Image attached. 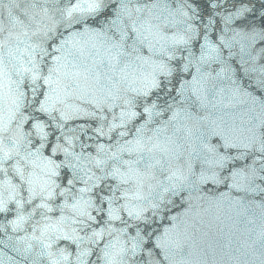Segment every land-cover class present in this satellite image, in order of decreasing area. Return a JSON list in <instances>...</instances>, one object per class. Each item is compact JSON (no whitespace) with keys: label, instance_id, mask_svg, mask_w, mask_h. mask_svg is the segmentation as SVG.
<instances>
[{"label":"clouds","instance_id":"9594fccd","mask_svg":"<svg viewBox=\"0 0 264 264\" xmlns=\"http://www.w3.org/2000/svg\"><path fill=\"white\" fill-rule=\"evenodd\" d=\"M177 2L178 6L169 10L162 0H157L151 5L135 8L133 14L123 0H44L45 4L51 5V9L44 7L39 12L40 19L35 21V28L30 30L19 22L11 25L0 22V212L6 211L9 201H15L18 207H23L24 201L18 199L22 195V184L30 193L28 203L40 198L36 208L51 212L53 209L48 201L55 199L56 190L59 189L60 195L65 196L62 203L67 209V214L61 215L58 221L41 225L39 234L34 229L27 240L25 253L32 249L34 240L38 242L37 247L43 245L44 251L40 255H46L45 264H159L154 258L153 249L146 247L153 229L145 233V225L153 224L154 220L162 222L166 213L169 218H174V210H179L180 205L190 199L198 205L204 202L215 204L217 202L213 197L216 194L227 193L228 189L223 187L226 182L229 188H242L246 182L262 175L264 135L260 129L264 127V104H258L237 85L230 88L227 101L224 100L223 89H220L217 93L219 99L212 105L207 100L206 88L209 80L216 77L204 69L206 65L210 68L212 63H221L223 54L224 66L218 75L220 79H232L229 55L224 53V49L232 48L231 55L234 56L236 49L233 46H238L239 52L246 57L240 65V84L243 78H247L264 90V63L261 62L264 59V43H261L264 41V26L233 27L235 20L243 19L252 11L253 6L244 3L232 9L228 6L229 0H210L212 16L220 17L222 25L216 41H212L209 33L213 29L209 23L200 20L199 9L193 0ZM261 2L264 3V0ZM117 10L122 17L121 24L127 18L132 31L138 37L143 35L144 39L149 40L150 47L160 45L154 55L132 56L129 52L127 55L130 59L121 64V57L126 54L122 44L124 37L121 42L107 43L105 38L108 36L109 25L104 22L102 15L106 11L112 13L108 17L111 20ZM260 14L264 15V9ZM161 15L165 23L171 18L173 25L180 26L167 39L158 30L159 24L152 23L153 20H159ZM97 18H100L99 22L93 23ZM206 19L215 23L211 17ZM203 29L207 31L201 36ZM54 37L57 38L56 42H53ZM197 39L201 40L202 48L197 57L190 59L187 52L182 55L176 51L177 48L189 49ZM87 47L104 50L112 65V76L107 77L112 81L110 89H95L89 85L85 73L69 68V54L83 52ZM177 61L180 63L177 64ZM189 64L200 74V79L193 77L188 91L197 95L207 110L198 119H189L182 108L173 109L168 120L178 133H182L179 144L173 136H169L167 141L155 139L150 145L142 142L144 132L149 130L148 126L159 119L164 111L160 106V90L167 87V91L172 92L174 78L178 72H187ZM68 79L75 80L81 85L80 88L69 89L66 86ZM182 83L183 79L176 82V95L181 94ZM233 84H236L235 80ZM102 91L104 95H101ZM154 93L160 98L153 96ZM73 97L75 99L70 102ZM149 98H152L150 102ZM133 99L137 101L135 104ZM76 100L84 101L92 107H84ZM238 103H247L249 108L242 114L232 116L229 122L226 120L228 113L224 110L235 109ZM105 107L109 112L118 108V112L108 121L105 131L97 127L95 132L108 136L119 129L123 137L129 135L132 126H135V132L140 134V138L129 140L128 143L133 146L127 148V151L140 152L147 148L149 152H162L168 161L165 166L164 160L157 157L146 172L132 168L127 172L115 169L114 174L119 183L128 185L129 181H134V188L131 191L127 188L121 190L116 199L123 200V204L109 203L107 209L97 204L95 197L87 195L93 190L91 186L80 187L79 192L83 195L69 202L66 197L68 189L61 187L55 179L60 175L59 165L41 152L50 132L46 130L47 124L36 115L43 113L52 121L53 126L63 130L64 123L78 117L95 118L97 113L93 108L103 113ZM141 112L145 120L136 124ZM54 113L63 123L57 121ZM249 113L254 114V119ZM105 118L101 114L100 119ZM30 120L31 128H26ZM205 134L209 139L221 136L225 152L219 151V145L205 142ZM33 136L41 141L35 148L32 147ZM153 139V136L148 137L149 141ZM64 140L67 146L60 143L57 137L53 153L59 149L70 154L79 135H65ZM229 148L242 151L228 155ZM98 149L106 151L103 144L98 145ZM122 150L123 146L110 152L106 159L96 158L95 165L101 166L107 160L117 157ZM198 150L210 154V171L197 175L192 161L188 160L187 166L175 163L177 153L185 155L187 160L192 152ZM246 156H251L246 165L249 168L247 174L241 168L237 179L235 167L225 173L235 159L243 161ZM157 166L163 175L155 170ZM10 172L19 178V183L13 181ZM72 183L69 180V184ZM206 186L207 191L204 190ZM104 199L108 200L109 197ZM101 211L104 212L103 224H99L97 219ZM27 220V216L21 215L10 221L13 231L22 230ZM97 224L99 227H94ZM85 228L89 229L86 234L82 231ZM3 230L0 226V231ZM61 240L67 243L57 249L56 245ZM69 245H75L76 251L73 252ZM242 255L243 259L238 258L233 264H264V245L259 248L248 245ZM16 264H23V261H17ZM30 264H39V259Z\"/></svg>","mask_w":264,"mask_h":264},{"label":"water","instance_id":"95a60500","mask_svg":"<svg viewBox=\"0 0 264 264\" xmlns=\"http://www.w3.org/2000/svg\"><path fill=\"white\" fill-rule=\"evenodd\" d=\"M26 128H29L28 124ZM31 139L34 140L33 148L39 145L34 136ZM41 152L45 155L42 149ZM9 175L12 176L14 182L19 183V178L13 173L10 172ZM55 179L58 181L57 177ZM20 191L22 195L18 199L24 201L23 207H18L15 201H9L6 211L0 212V226L4 229L0 231V264H16L17 261H23V264H30L31 261L37 258L39 259V264H45L46 255H40L44 251L42 244H39V247H37L38 242L33 240L32 249L28 253H25L24 249L34 229L39 234V227L41 225L54 223L60 219L61 215L67 214V209L63 207L62 203L65 196H61L59 189H57L55 199L48 201L53 209L51 212H48L43 208H36V204L40 198L34 199L32 203H28L30 193L27 191L25 185H21ZM21 215L27 216L28 220L22 230L13 231L10 221ZM66 243L67 241L61 240L56 245V248L58 249L61 244ZM69 247L72 248L73 252L76 251L75 245H69Z\"/></svg>","mask_w":264,"mask_h":264}]
</instances>
